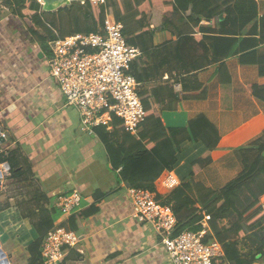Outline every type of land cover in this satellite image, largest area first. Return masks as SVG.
<instances>
[{
  "label": "crops",
  "instance_id": "0c3cea01",
  "mask_svg": "<svg viewBox=\"0 0 264 264\" xmlns=\"http://www.w3.org/2000/svg\"><path fill=\"white\" fill-rule=\"evenodd\" d=\"M6 1L0 0V128L13 163L22 160L30 169L21 178L4 180L0 191V247L9 263L28 264L38 255L29 250L34 243H40L41 254L47 232L41 227L40 214L57 210L59 196L78 192L80 209L96 204L99 212L79 223V244L63 264H169L158 235L132 218L129 188L119 178L121 169L111 170L107 152L93 130L90 134L80 131L78 112L66 104L58 85L48 76L49 54L10 14ZM226 1L233 17L221 28L205 20L193 27L180 21L185 17L182 14H175L168 28H159L169 10L155 9L149 16L150 30L158 27V31L150 53L143 55L134 47L139 51L138 92H155V110L166 129H183L198 114L219 128L221 141L211 155V164L194 176L214 190L241 171L235 148L254 142L264 131V103L252 96V86L261 81L258 59L264 58V0ZM225 16L223 13L220 20ZM181 36L201 37L208 54L204 57L197 49L191 60L180 62L177 42ZM199 63L203 69L196 71L193 67ZM221 63L230 76L228 85H221L216 73ZM259 66L264 68V61ZM195 74L207 89L206 99L175 101L172 95L201 94L203 89L196 91L191 78ZM204 150L201 141L182 143L175 165L165 172H171L179 185L185 183L192 163ZM12 187L20 188L19 195L11 196ZM154 187L159 196L169 193L157 181ZM97 193L102 197L94 200ZM259 202L264 203V195ZM59 213L54 227L67 225L68 216ZM185 215L183 212L179 218ZM207 225L211 230L210 223ZM216 225L226 227L227 221ZM238 242L240 249L243 242L250 246L247 238Z\"/></svg>",
  "mask_w": 264,
  "mask_h": 264
},
{
  "label": "trees",
  "instance_id": "16d2710c",
  "mask_svg": "<svg viewBox=\"0 0 264 264\" xmlns=\"http://www.w3.org/2000/svg\"><path fill=\"white\" fill-rule=\"evenodd\" d=\"M5 5L46 53L50 41L74 34L99 33L107 17L111 21L121 23L126 44L129 47H137L143 55L150 53L153 35L158 31V27L164 29L171 26L175 14L184 15L180 21L190 23L193 27L205 20L212 27L221 28L231 23L233 17L231 4L226 0H105L104 5L84 0L70 2L68 6L54 12H45L39 0H8ZM155 9L169 12L164 13L157 28L150 30L149 16ZM223 13L226 16L221 21ZM177 45V59L183 63L192 55L196 56L197 49L198 54L200 51L204 52V57L208 54L203 39L199 36H181ZM198 57L204 58L201 55ZM138 61L136 58L129 67V73L135 79L138 76L136 66H140ZM258 61L261 81L252 86V96L264 103V68L259 66L264 58ZM202 66L199 63L193 69L198 71L203 69ZM216 73L221 85L230 84V76L224 63L217 67ZM191 78L195 80L196 91L202 90L203 85L198 82L196 74ZM153 94L138 92L145 110V118L136 135L125 132L123 123L116 117L111 119V130L103 125L93 129L107 152L109 167L111 170L121 169L119 178L127 188L156 193L154 183L163 172L172 170L180 145L184 142L201 141L205 150L200 158L192 163L188 181L164 197L156 194V199L162 205L170 207L179 219L173 235L177 236L184 231H201L203 218L209 216L210 233L224 251V258L215 264H264V214L259 202L264 195V131L254 142L235 148L241 171L223 187L214 190L195 181L194 176L211 164V155L221 141L219 128L204 114H198L189 120L183 129H166L155 110L157 102H154L155 92ZM172 96L175 101H202L207 97V89L204 88L196 97ZM12 158L13 154L9 152V157L4 159L10 169L7 180L21 178L25 175V170L30 171L25 162L21 160L14 164ZM101 197V194L97 193L94 200ZM98 212L96 204L82 208L68 216L67 225L64 227L76 232L79 223ZM183 212L186 213L185 218L180 219L179 216ZM59 215L58 210L42 212L39 216L41 227L46 232L55 228L53 225ZM224 220L227 221V226L217 228V222ZM243 238H247L251 247L245 254L241 252L238 242ZM209 239L208 235L205 241ZM39 246L40 243H34L29 247L31 253L36 252L38 255L28 264H41ZM258 255L261 257L256 260Z\"/></svg>",
  "mask_w": 264,
  "mask_h": 264
},
{
  "label": "built area",
  "instance_id": "2783aa9c",
  "mask_svg": "<svg viewBox=\"0 0 264 264\" xmlns=\"http://www.w3.org/2000/svg\"><path fill=\"white\" fill-rule=\"evenodd\" d=\"M91 1L96 5L105 3V0ZM122 30L121 23L107 17L99 33L74 34L48 43V76L58 85L66 104L78 112L81 132L90 134L94 127L107 126L116 117L125 132L136 135L144 121L139 85L129 73L139 51L126 44ZM0 136L6 140L1 128ZM4 143L0 145L1 189L10 171L5 162L9 150ZM157 183L167 192L179 186L171 172L161 175ZM127 197L132 205V218L138 224L149 225L158 235L169 264H215L224 258L221 244L212 237L207 225L209 216L203 218L201 231H184L174 236V214L156 199V193L129 188ZM81 200L78 192L61 195L55 208L70 216L80 209ZM261 209L264 214V203ZM208 235L210 239L205 241ZM78 244L76 232L64 226L49 230L41 247V264H63Z\"/></svg>",
  "mask_w": 264,
  "mask_h": 264
},
{
  "label": "water",
  "instance_id": "95a60500",
  "mask_svg": "<svg viewBox=\"0 0 264 264\" xmlns=\"http://www.w3.org/2000/svg\"><path fill=\"white\" fill-rule=\"evenodd\" d=\"M43 4V10L45 12H54L57 9L63 7L67 3L74 2V1H84V0H39ZM5 142L4 138L0 136V145ZM1 182H2V175L0 173V191H1ZM261 256H256V260H258ZM0 264H8V259L4 252L0 247Z\"/></svg>",
  "mask_w": 264,
  "mask_h": 264
},
{
  "label": "rangeland",
  "instance_id": "374dc122",
  "mask_svg": "<svg viewBox=\"0 0 264 264\" xmlns=\"http://www.w3.org/2000/svg\"><path fill=\"white\" fill-rule=\"evenodd\" d=\"M69 5V3H67L66 5H64V6H68ZM10 14H11V12H10ZM11 193H12V195L11 196H14V195H19V193H20V188H14V187H12L11 188ZM1 229H2V227H0ZM1 231V230H0ZM0 243H2L1 242V240H0ZM243 244H244V247L243 246H241V252L243 253V254H245V253H247L248 251H249V249L251 248L247 243H244L243 242Z\"/></svg>",
  "mask_w": 264,
  "mask_h": 264
}]
</instances>
